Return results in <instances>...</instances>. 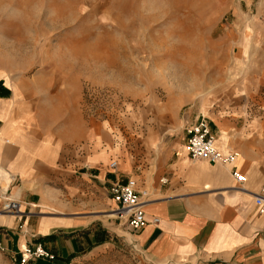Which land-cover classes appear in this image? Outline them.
<instances>
[{"label":"rangeland","instance_id":"374dc122","mask_svg":"<svg viewBox=\"0 0 264 264\" xmlns=\"http://www.w3.org/2000/svg\"><path fill=\"white\" fill-rule=\"evenodd\" d=\"M0 89L4 124L16 112L30 137L88 140L150 192L148 176L178 157L199 112L250 107L249 127L264 136V0H0ZM71 184L48 178L45 189L70 202ZM79 198L81 215L127 228L102 189ZM61 211L33 210L14 230ZM19 254L1 244L0 264ZM70 264L149 263L115 244Z\"/></svg>","mask_w":264,"mask_h":264},{"label":"crops","instance_id":"0c3cea01","mask_svg":"<svg viewBox=\"0 0 264 264\" xmlns=\"http://www.w3.org/2000/svg\"><path fill=\"white\" fill-rule=\"evenodd\" d=\"M15 91L11 98L17 103ZM7 97L8 93L0 89V102ZM249 110L222 109L211 117L199 112L189 122L193 125L204 116L215 135L217 150L223 154L235 152L236 159L228 167L193 161L185 141L178 157L163 159L148 176L151 202L145 203L147 224L138 232L128 225L123 229L104 223L96 215L79 213V205L85 203L79 198L81 194L94 195L102 189L108 202L114 204L111 185L134 179L115 174L116 161L108 162V155L98 153L88 140L72 147L63 140L51 141L47 134L30 137L16 112L8 116L6 124L0 118L2 247L18 255L27 246L41 244L55 257L27 264H70L86 253H112L115 244L149 264H264V215L258 213L250 194L264 185V136L252 133ZM112 162L116 169L110 168ZM231 170L245 176L243 188H237ZM136 176L141 178L143 174L140 171ZM68 177L74 180L68 185L72 201H62L57 187L46 191L48 178L65 181ZM161 178L167 183H160ZM141 181L139 185L136 180L140 189L146 184ZM7 196L20 203L22 214L54 208H63V214L41 216L29 233L17 232L16 217L2 212V198ZM91 204L94 207L93 201ZM17 217V222L28 225L30 216ZM154 218H158L157 224L151 222Z\"/></svg>","mask_w":264,"mask_h":264},{"label":"built area","instance_id":"2783aa9c","mask_svg":"<svg viewBox=\"0 0 264 264\" xmlns=\"http://www.w3.org/2000/svg\"><path fill=\"white\" fill-rule=\"evenodd\" d=\"M186 151L193 161L204 160L213 164L228 167L236 159V153L223 154L215 147V135L211 132L209 124L204 116H200L197 121L187 130ZM110 168L116 169V163L112 162ZM231 176L237 183V188H243L246 178L236 170H231ZM160 183L165 184L167 180L161 178ZM110 197L116 205L118 214L126 217V223L133 232H138L146 224L144 207L145 203L151 202L149 192L138 188L134 179L125 182H117L109 189ZM257 207L258 213L264 215V185L257 193H250ZM18 204L16 201L4 198L2 212L5 214H17ZM153 224L159 222L158 218L151 220ZM1 247V244H0ZM43 259L52 261L54 255L49 253L41 244L25 247L19 254L18 264H27L31 260Z\"/></svg>","mask_w":264,"mask_h":264},{"label":"bare ground","instance_id":"6f19581e","mask_svg":"<svg viewBox=\"0 0 264 264\" xmlns=\"http://www.w3.org/2000/svg\"><path fill=\"white\" fill-rule=\"evenodd\" d=\"M2 196H4V195H2ZM2 196H0V198H1ZM4 198L11 199V198H9V197H3L2 200H3ZM11 200H14V199H11ZM14 201H16V203L18 204V211H17V214H12L11 216H15V217H17V216H19L20 213H21V210H20V203H19L17 200H14ZM6 215H9V214H6Z\"/></svg>","mask_w":264,"mask_h":264}]
</instances>
